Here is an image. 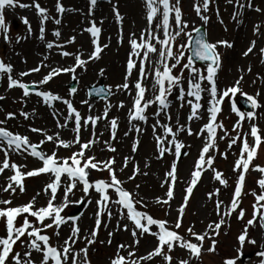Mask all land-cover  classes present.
Masks as SVG:
<instances>
[{
	"label": "snow or ice",
	"instance_id": "obj_1",
	"mask_svg": "<svg viewBox=\"0 0 264 264\" xmlns=\"http://www.w3.org/2000/svg\"><path fill=\"white\" fill-rule=\"evenodd\" d=\"M111 5V12L115 23L119 26L117 31V46L125 42L123 35V24L126 19L120 12L119 0H106ZM143 6L144 26L137 35L136 31L130 32L127 38L128 51L124 63L122 82L113 88L107 89L109 96L117 93L126 95L131 104L127 107L126 119L129 125L124 136L129 132L137 134V138L131 143V155L122 157L119 169H117L116 156L113 155L106 160L98 159L94 154L89 155L95 145L101 142L97 137V125L105 121V127L109 130L108 140L103 144L106 150L116 154L117 147L113 142L117 141L119 128L118 116L109 119L112 108L117 110L126 107L123 100L116 104L106 103L101 114L93 115V104L89 100L81 101L87 106V114H82L73 103V100L65 98L50 90H36L38 85H49L54 78L62 74H71V79H77V71L87 72L89 63H95L102 59L104 52L111 46V37L102 41L103 19H95V9L98 0H87L88 26L79 33L75 32L62 38L60 27L52 31L54 40L46 39L47 23L51 22L56 26H62V18L65 13L76 12L78 9L67 8L62 0H55L54 10L56 15L47 6H42L40 0H30L29 3L23 0H0V37L5 44L12 45L11 24L7 19V11L16 8L35 11L38 22L37 39L44 44L48 54L42 55L39 63L27 70L16 72L13 63L5 62L0 58V80L6 78L7 88L22 90V100L30 97V85L24 82L23 78L33 73H41L47 69L39 81L31 85L32 92L38 97V103L43 102L52 108L57 131L49 134L46 130L37 127H30L32 133H38L42 139L38 143L32 142L26 134L13 132L8 127V121L16 119V113L8 111L4 118L0 119V176L3 182L0 183V264H93L91 254L95 251L94 246L99 242L109 247L113 244V237L116 233L124 231L130 234V242L117 243L115 252L109 257L108 264H153L156 258L162 264H194L199 261L204 251V242L210 241L207 251H216V237L220 235L222 226L226 220H230L233 214L238 220L243 221L246 210L241 206L245 195L251 194L254 197L252 214L245 222L242 232L237 237L239 248L236 256L225 258L222 264H238L243 257V247L247 244L255 245L256 241L249 237V228H259L264 231V166L254 165L258 159V151L264 145V132L254 122L257 118L255 111H240L232 98L239 92L246 96L250 102L251 109L264 108L258 98L261 93L257 91L255 97L242 92L244 75L238 78L229 86L223 88L219 85V71L222 68L223 55L219 51L221 47L232 49L234 42L228 40L210 41L207 39V25L211 20L210 12L214 13L219 23L223 24L220 16L219 0H192L191 9L200 21L196 26L191 22L183 10L182 0H141ZM226 5L233 8L231 20L236 25L244 24L246 12H255L264 16V7L256 4L255 0H224ZM83 15V13H81ZM19 19L26 26L25 35H17L15 43L26 40L32 36L33 28L30 20L21 16ZM191 29V30H190ZM225 31L227 28L225 27ZM253 35L256 39L250 41L246 50L242 52L243 57L256 54L257 40L264 37V20L253 24ZM195 32L193 39L192 33ZM83 33L89 34L90 51L85 52L83 45L75 52L67 50V46L77 42V36ZM185 38H187L185 40ZM61 58H71L72 64L65 66L62 63L53 65L51 63L52 50ZM186 52L191 55L186 56ZM260 63L264 65V47L258 50ZM199 61L200 66L196 65ZM106 68H100L99 74L104 75ZM239 72L250 74L252 67L247 69L238 68ZM256 80L264 83V76L257 74ZM253 80V83H256ZM104 88L97 89L96 94L105 93ZM77 92L75 87L70 88L68 95ZM7 97L0 95V101ZM228 98L231 101V111L239 119L233 124L231 135L225 128L223 122H218V115L221 114V105ZM53 102H60L65 108H55ZM176 106L175 123H173V106ZM189 111L185 116V122L181 123V111L184 108ZM151 110V111H150ZM0 111L3 108L0 107ZM33 109L31 113L35 116ZM19 115L25 120L30 114L20 111ZM63 120V122H61ZM152 121L149 124V121ZM204 120L195 131L191 123ZM249 122V131L243 130L242 122ZM71 123V139H65L62 131L69 128ZM151 128V136L154 141V158L161 161L166 155H172L169 168L164 173L161 187L166 188L163 197H155L154 203L162 209L165 207V216L172 212L170 201L175 200V186L181 183L178 173V161L181 156H188L187 149L191 145L181 139V134L188 137L195 136L201 141L197 158L193 162L189 178L183 181L185 187L181 196V203L176 209L177 216L174 222L168 219L155 218L149 213V201L141 196L140 184H135V190L125 187V184L135 181L139 176H148L146 169L150 168L149 157L144 162L142 170L139 163L135 161V154L140 146L139 136L143 135L146 128ZM88 131L89 138L84 139L82 132ZM219 133H223L220 135ZM249 135L252 142L249 143ZM100 137L103 136L101 132ZM227 140L226 149L219 150V142ZM53 145L52 149L45 151L41 146L47 143ZM236 145L239 149L237 158L234 161L233 172L236 173L234 191L229 203L219 199L220 188H214L207 193L209 201L214 202V212L217 220L210 221L204 231L197 232L194 225L181 233L182 220L186 208L190 203V197L194 189L201 181L205 172H211L212 179L220 186L227 188L228 179L217 170L215 161L217 156L227 159L228 152ZM70 151V155H59L60 149ZM75 148V150H73ZM20 156L25 161L32 157L41 166L29 168L27 163H17L12 156ZM131 164V174L127 180L120 178ZM6 171L11 175H5ZM107 172V178L92 179V172ZM249 171H256L261 174L257 181L259 193L253 190L251 193L244 191L246 174ZM41 174L48 176L44 186L38 190L27 202L23 204L14 203L17 194L23 195L27 192L25 180L37 177ZM76 190L83 195L73 200ZM97 194L95 200L96 211L93 213V225L84 230L78 223L81 217L62 215L70 204L93 203L91 192ZM58 193L60 194L58 196ZM4 194H7L4 198ZM38 197L44 198V204L37 206ZM115 208V211H113ZM116 217V226L108 231L106 240H99L98 233L103 227L108 228V223ZM129 223H123L122 221ZM68 227L66 235H62V228ZM230 226V225H229ZM153 238L155 243L144 254L139 253L141 241L146 237ZM83 244L82 247L79 245ZM19 249V250H18ZM185 252L186 256H179L177 253ZM256 264H264V244L255 253Z\"/></svg>",
	"mask_w": 264,
	"mask_h": 264
},
{
	"label": "rangeland",
	"instance_id": "obj_2",
	"mask_svg": "<svg viewBox=\"0 0 264 264\" xmlns=\"http://www.w3.org/2000/svg\"><path fill=\"white\" fill-rule=\"evenodd\" d=\"M26 3H29L30 0H24ZM55 0H40L42 6H47L53 15H56L54 10ZM63 4L67 8L78 9L76 12L65 13L62 18V26H56L53 23H47V32L46 39L54 40L52 36V31L57 27H60L62 32V38H66L72 35L75 32L79 33L83 28L88 26L87 12L88 4L87 0H62ZM256 4L261 7H264V0H255ZM120 3V12L126 17L123 24V35L125 42L122 46L118 48L117 46V31L118 25L115 23L113 14L111 12V5L106 2V0H98V6L95 9V19L100 21L103 19V28L102 41H106L108 37H111V46L104 52L101 60L95 63H89L87 72L81 70L77 71V79L72 80L71 74H62L59 78H54L49 85H38L36 90H50L54 93L73 100L74 106L82 113L87 114V106L81 104L83 100H89L93 104V115L101 114L105 107L106 103L116 104L119 101L123 100L126 107L124 109L117 110L112 108L109 113V119L113 116H118L119 128L117 132V141L113 142L114 146L117 147L118 152L113 154L106 150V146L103 144L104 140H108L110 132L105 127V121L98 122L97 125V137L101 141L95 145L92 149V152L88 153L89 155L94 154L100 160H106L111 156H116L117 169H119L122 157L125 155H131V143L134 139L137 138V134L134 132H129L127 137L124 136V132L128 130L129 125L126 119L127 107L130 106L131 100L122 94H115L108 96L104 99H95L88 97L87 87L91 85H97L101 83L106 89L113 88L118 83L122 82V76L124 72V63L126 60V54L128 51L127 38L131 31L135 30L137 35L139 34L140 29L144 26L143 20V6L141 0H119ZM192 0H182L183 10L186 13L187 18L193 22L196 26L200 25L199 19L196 17L195 13L191 9ZM220 16L223 19V24L219 23L217 17L214 13L210 12L211 20L207 25L208 36L207 39L210 41L217 40H228L234 42L232 49H227L221 47L219 51L223 55L222 68L219 71V85L221 88L224 86L231 85L239 75H244V80L242 82V92L248 95L255 97V93L259 91L261 93L258 98L259 103L264 105V83L260 80H256L257 74L264 76V65L260 63V56L258 50L260 47H264V37H261L257 40V47L255 50L256 54H250L248 57H243L242 52L246 50L250 41L256 39L253 35V24L259 23L264 20V16L257 14L255 12H246L244 17L243 25H236L235 22L231 20V13L233 8L230 5H226L224 0H219ZM83 13V15H81ZM25 16L32 23L33 34L28 37L26 40H21L19 44L15 43V37L17 35H25L26 26L22 23L19 17ZM7 19L11 24V36L13 38L12 45L5 44L2 37H0V58L4 59L5 62H11L14 65L16 72L20 70H27L36 66L39 61L42 59V55L48 54L44 44L37 39L38 33V22L36 20L35 11L33 10H24L16 8L15 10L9 9L7 11ZM225 27L227 31H225ZM191 30V29H190ZM193 34V33H192ZM187 38H185L186 40ZM83 45V50L85 52L90 51L91 47L89 44V34L83 33L82 35L77 36V42L74 45L67 46V50L70 52H75L78 48ZM58 50L53 49L51 54V63L55 66L58 63H62L65 66L72 64L71 58H61L56 54ZM189 53L186 52V56ZM199 67L200 64L196 63ZM251 65L252 72L247 74L246 72H239L238 68L247 69ZM106 68L107 71L104 75L99 74L100 68ZM47 69H42L41 73H33L28 77H24L23 80L26 83H29L31 86L34 81H39L42 76L45 74ZM253 80H256V83H253ZM75 84L77 92L74 95L69 96L68 91L72 84ZM7 88L6 78L0 80V95H5L7 98L4 101H0V107L3 108V111H0V119L4 118V113L8 111L15 112L16 119L8 121V127L13 132H19L21 134H26L30 137L32 142L38 143L42 137L38 133H32L28 129L30 127H37L46 130L49 134H52L54 131H57L54 123L52 113V108H49L43 102L38 103V97L35 96L34 92L30 90L31 95L29 98L22 100V90L19 88H13L11 90L5 91ZM239 97H246L241 93H237L235 97L232 98V101L235 102L237 108L240 111H243L242 107L239 105ZM55 108H65L66 106L60 104V102H53ZM222 112L218 115V122H223L225 128H227L231 135H235L231 131L233 124L239 119V117L231 111V101L226 98L223 104L221 105ZM35 109V116H32L31 113ZM20 111H25L30 114L29 119L25 120L19 115ZM151 111V110H150ZM189 109L184 108L181 115V123L185 122V116L188 113ZM175 112L176 106H173V123H175ZM244 112V111H243ZM257 118L255 123L264 132V108L255 109ZM63 122V120H61ZM205 121L201 120L198 122H192L191 126L195 131L200 125ZM152 121H149L151 124ZM243 130L249 131V122L247 120L242 122ZM71 123L67 130L62 131V136L65 139H71L73 133L71 132ZM146 131L143 135L139 136L141 141L139 149L135 154V161L139 163L142 170L144 169V162L147 158L152 157L149 161L150 168L146 169L149 172L148 176H139L135 181H131L125 184V187L130 190H135V184H140L139 193L141 196H144L149 201L148 211L155 218L168 219L169 222H174L177 216L176 209L181 203V196L184 194L182 189L185 187L183 181L189 178V174L192 170L193 162L197 158L198 150L201 146V141L195 136L188 137L181 134V139H183L187 144L191 145L187 151L189 152L188 156H181L178 161V173L181 183H178L175 186V200L170 201L172 205V212L169 216H165V211L167 208L162 209L159 205L154 203L155 197H163L166 188H162L161 182L164 179V173L169 168L171 161L174 159L172 155H166L165 158L161 161H157L154 158V141L151 136V128L145 126ZM103 133V136L100 137L99 134ZM222 135L223 133H219ZM82 137L84 139L89 138V132H82ZM249 143L252 142V138L249 135ZM45 151L52 149L53 145L49 142L41 146ZM227 147V140L219 142V150L223 152ZM75 150V148H73ZM239 149L236 145L228 152L227 159H223L220 156H217L215 161V167L217 170L221 171L224 176L229 181V186L224 188L220 186L218 182L212 179L211 172H205L202 176L201 181L198 183L197 187L194 189L193 195L190 197V203L186 208L185 216L182 220V228L180 229L181 233H186V229L194 225V230L197 232H202L205 230L206 225L210 221L217 220L218 217L214 212V202L209 201L207 198V193L213 190L214 188H220L219 199L224 201L225 204L229 203L230 197L234 191V181L236 179V173L233 172L234 161L237 158ZM70 151L65 149L59 150V155L68 156ZM2 154H0V159H2ZM13 161L19 163H27L29 168H35L41 166V162L38 160L28 157L25 161L22 157L13 155ZM254 165L264 166V145H262L258 151V159L254 161ZM132 166L129 167L123 172L119 173V176L123 180H127V176L131 174ZM11 172L6 171L5 175H11ZM107 178V172L98 173L92 172V179L96 178ZM261 174L256 171H249L246 174V184L244 191L251 193L253 190L259 193V188L257 181L260 179ZM48 180V176L41 174L37 177L27 178L25 184L27 187V192L23 195L17 194L14 197V203L23 204L27 202L35 193L40 190L45 182ZM3 182V176H0V183ZM91 192V190H90ZM60 194L58 193V196ZM83 193L79 190H76L74 197H71L73 200L79 199ZM7 194H4L6 198ZM91 197L93 203L88 205L87 203L81 204H70L62 213L65 216L81 217L78 221L79 225L84 229L88 230L94 223L93 213L96 211L95 200L97 199V194L91 192ZM44 198L38 197L37 206L44 204ZM254 197L251 194L245 195L242 199L241 206L246 210V216L243 221L238 220L236 215L233 214L230 220H226L225 225L222 226L220 235L216 237V251L214 253H209L207 251L210 246V241L206 240L204 242V251L202 257L199 261H195L194 264H222L225 258L236 256V251L239 248L237 243V237L242 232L245 222L252 214V205L254 203ZM115 211V208H113ZM123 223H129L128 221H122ZM230 225V226H229ZM116 226V217L114 216L111 222L108 223V228L100 229L98 236L99 240H106L108 231L113 230ZM68 227L62 228V235L68 233ZM0 234H2V229H0ZM249 237L256 241L255 245L245 244L243 247V253H249L260 250V246L264 244V231H262L259 226L252 229L249 228ZM130 234L128 232H118L113 237V244L111 247L101 245L99 242L94 246L95 251L91 254V259L93 264H108L109 257L114 254L116 244L130 242ZM155 243L152 237L146 236L140 243L139 253L144 254L149 250L152 245ZM80 247L83 244L79 245ZM19 250V249H18ZM255 253L245 262V264H256L257 256ZM179 256H186L185 252L177 253ZM153 264H162V261L159 258L153 262ZM241 264V261L238 262Z\"/></svg>",
	"mask_w": 264,
	"mask_h": 264
},
{
	"label": "water",
	"instance_id": "obj_3",
	"mask_svg": "<svg viewBox=\"0 0 264 264\" xmlns=\"http://www.w3.org/2000/svg\"><path fill=\"white\" fill-rule=\"evenodd\" d=\"M194 38H195V37H194ZM194 38H193V39H194ZM100 88H101V87H99V88H96V87L91 88V92H92V93H95V91H96L97 89H100ZM106 94H107V93L105 92L104 95H106ZM95 95H96V96H101V95H97L96 93H95ZM248 257H249V255L244 256L243 258L245 259V258H248Z\"/></svg>",
	"mask_w": 264,
	"mask_h": 264
},
{
	"label": "bare ground",
	"instance_id": "obj_4",
	"mask_svg": "<svg viewBox=\"0 0 264 264\" xmlns=\"http://www.w3.org/2000/svg\"><path fill=\"white\" fill-rule=\"evenodd\" d=\"M23 2H25L24 0H23ZM26 3V2H25ZM24 10H26V9H24Z\"/></svg>",
	"mask_w": 264,
	"mask_h": 264
}]
</instances>
